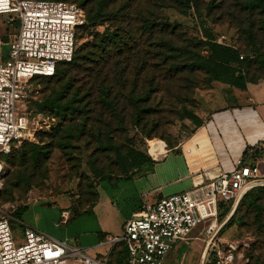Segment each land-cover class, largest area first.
<instances>
[{"label": "trees", "instance_id": "obj_1", "mask_svg": "<svg viewBox=\"0 0 264 264\" xmlns=\"http://www.w3.org/2000/svg\"><path fill=\"white\" fill-rule=\"evenodd\" d=\"M76 1L85 11V22L77 29V41L82 27L91 39L76 48L72 60L57 63L54 75L34 78L35 82L38 77H46L49 84L53 83L50 95L41 98L39 93L29 105H34L30 109L32 113H45L54 118L51 129L39 130L38 135L57 128L59 122L54 112L62 114L67 123L66 129L56 137L58 142L74 134L86 142L94 137L103 146V134H108L111 126L118 132L133 126L153 135L171 122L178 105L191 100V91L197 87V72L205 71L212 75V80L242 89L249 82L264 78V40L255 30L259 27L264 31V17L259 19L260 25L252 19V12L256 10L264 15V0L209 2L211 8L221 11L223 17L227 16L230 23H237L243 30L251 47L244 54L236 45L222 40L221 35L217 38L211 30H203L201 37H191L178 20L167 14L169 8H190L192 0ZM100 25H106L108 30L98 31ZM204 47L210 51L209 55L202 52ZM257 62L262 72L253 78L250 73ZM61 64L68 67L63 68ZM186 114L196 125H201L199 115L189 110ZM26 144L39 162L44 149L39 140L25 141L21 146ZM108 145L115 151L120 172L98 171L94 166L98 184L113 176L128 177L133 167L137 169L154 162L144 154L126 155L119 146ZM174 145L167 144V147ZM97 186L94 196L87 198L89 204L81 202V207L71 201L74 216L90 211L98 196ZM247 199H250L252 216L240 217V223L255 238L251 254L254 264H264V185L253 186L243 194L227 223L234 222ZM26 207H19L16 215H21ZM232 208V203L220 201L219 214ZM114 246H120L123 256L117 260L123 259L127 264L125 246L121 243Z\"/></svg>", "mask_w": 264, "mask_h": 264}, {"label": "rangeland", "instance_id": "obj_2", "mask_svg": "<svg viewBox=\"0 0 264 264\" xmlns=\"http://www.w3.org/2000/svg\"><path fill=\"white\" fill-rule=\"evenodd\" d=\"M66 1L80 5L76 0ZM210 1L218 3L220 0H192L190 8L181 10L169 8L167 14L171 19L178 20V23L191 37H201L203 30L207 29L216 33L217 38L220 35H226L227 38L223 40L236 45L243 54L247 49L250 50L251 47L245 40L246 35L243 30L237 27V23H230L227 16L223 17L221 11L211 8ZM3 14L8 17V21L11 22L9 24L19 27L20 19L14 17L15 13ZM252 14V19L260 25L259 19L264 15L260 14L258 10ZM97 30L106 32L108 27L100 25ZM255 30L259 32V38L264 40V31L259 27ZM89 39L91 37L84 32L82 27L78 34L77 49ZM262 50L264 51V45ZM202 52L205 55L210 54L206 47ZM61 67L66 68L68 65L61 64ZM261 72L262 66L257 62L252 66L250 76L254 78ZM211 76L205 71L196 73L197 87L191 91V100L178 105L171 122L159 128L153 135L146 134L133 126L129 128L130 130L124 129L121 132L116 131L115 126H111L109 133L101 136L103 146H99L94 137H91V142H86L74 134H69L68 139L58 142L56 137L66 129L67 123L62 114L54 112L59 122L57 128L49 132H41L38 135L39 143L44 147L40 153L39 162L35 161L33 151L27 144L1 155L5 173L3 189L0 193V206L4 207L9 218L15 244L25 240L23 223H32L56 236L66 238L71 248L84 249L87 255L96 260L105 262V258L108 257L109 264H125L123 259L117 260L118 257L123 256L119 252L120 246H113L110 242L113 236L108 237L101 244L88 245L95 240V233L98 229L97 220L93 215H91L92 217L90 215L83 216L69 224L63 223L59 219L62 204L58 197H65L73 201L75 205L82 207L81 202L84 205L90 203L87 198L94 196L93 192L96 191L98 185V178L94 175V166L98 171L120 172L115 151L110 145L107 146L108 143L119 146L121 152L126 155L141 153L151 159L153 158L148 151V141L154 155L163 150L166 144L186 143L196 130L203 126L210 112L224 104V99L221 97L224 83L212 80ZM34 83L40 88L41 98L52 93L53 83L49 84L46 77H38ZM29 109H34V105L29 106ZM188 110L201 117V125H196L187 116ZM161 142L164 143V147H161ZM105 146L107 148L102 149ZM14 162L17 165H14ZM154 165L155 162H151L139 168L138 174L142 177L143 185H140L138 190L142 200H145L144 202H153L157 199L156 196L146 192L148 182L153 180ZM135 168H132L133 172H136ZM218 198L225 203H232L234 199L233 197L227 198L222 193H218ZM249 201L250 199H247L241 205L232 224L227 223L228 220L222 224L230 210L221 211L216 228L212 232H208L206 229L210 222L198 224L193 228L190 239H181L172 244L163 264H209L208 256L214 251V248H217V245L225 256L228 254L229 245H234L233 251L243 255L240 264H254L251 254L254 253L255 238L240 223V217L252 216V209L248 206ZM12 205L16 208H13ZM24 205L28 206L27 209L17 216V209ZM215 233L216 235H214ZM121 244L123 247L125 246V244ZM76 256V253L71 254L68 257V264H82Z\"/></svg>", "mask_w": 264, "mask_h": 264}, {"label": "built area", "instance_id": "obj_3", "mask_svg": "<svg viewBox=\"0 0 264 264\" xmlns=\"http://www.w3.org/2000/svg\"><path fill=\"white\" fill-rule=\"evenodd\" d=\"M3 13H15L20 23L7 58L0 62V156L25 141H38V131L53 126V117L29 109L40 92L34 78L54 75L57 63L72 60L78 26L85 22L83 7L66 0H0V14ZM226 38L221 35L222 40ZM148 151L157 158L149 141ZM4 173L0 158V189ZM192 181L187 190L145 202L124 221L121 233L111 237L113 246L125 244L127 264H163L172 244L190 239L198 224L210 222L206 229L212 232L218 223V193L233 197V205L249 188L264 185V173L242 157L235 161L231 172L201 168L193 173ZM24 233L25 240L15 244L9 218L0 206V264H68L73 253L82 264H109L108 257L105 262L96 260L84 249L71 248L67 241L34 227H24ZM234 249L229 245L225 256L217 245L208 256L209 264H240L243 255Z\"/></svg>", "mask_w": 264, "mask_h": 264}, {"label": "crops", "instance_id": "obj_4", "mask_svg": "<svg viewBox=\"0 0 264 264\" xmlns=\"http://www.w3.org/2000/svg\"><path fill=\"white\" fill-rule=\"evenodd\" d=\"M9 23L8 17L0 14V62L7 58L10 42L18 30ZM223 86L221 97L224 104L210 112L203 126L186 143L178 142L172 147L166 144L163 152L156 153L157 158L152 157L155 165L153 180L146 187L149 195L159 198L166 193L187 190L192 186L194 172L201 168H210L215 173L231 172L235 161L242 157L264 173V78L249 82L244 89L225 83ZM139 171L137 168L128 177L113 176L101 180L97 186V199L90 211L77 216L73 214L71 201L58 197L62 204L59 219L69 224L93 215L98 229L95 240L88 245L101 244L108 237L120 234L124 221L145 203L138 190L143 185ZM23 225L66 241V238L32 223Z\"/></svg>", "mask_w": 264, "mask_h": 264}, {"label": "water", "instance_id": "obj_5", "mask_svg": "<svg viewBox=\"0 0 264 264\" xmlns=\"http://www.w3.org/2000/svg\"><path fill=\"white\" fill-rule=\"evenodd\" d=\"M261 184H264V182H261ZM240 199H238L236 202H235V205L237 206L238 205V202H239ZM234 205V207H235ZM233 207V210L231 209L230 213L227 215L226 219L224 220V222L222 224H224L230 217L231 215L234 213L236 207L234 208Z\"/></svg>", "mask_w": 264, "mask_h": 264}, {"label": "bare ground", "instance_id": "obj_6", "mask_svg": "<svg viewBox=\"0 0 264 264\" xmlns=\"http://www.w3.org/2000/svg\"><path fill=\"white\" fill-rule=\"evenodd\" d=\"M160 152H163V150H161ZM160 152H159V153H160ZM234 205H235V203H234ZM235 206H236V205H235Z\"/></svg>", "mask_w": 264, "mask_h": 264}]
</instances>
